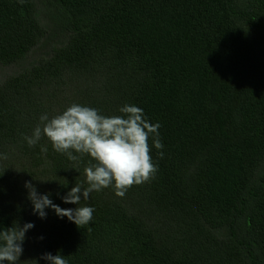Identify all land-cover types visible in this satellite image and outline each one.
Returning a JSON list of instances; mask_svg holds the SVG:
<instances>
[{
  "label": "trees",
  "instance_id": "16d2710c",
  "mask_svg": "<svg viewBox=\"0 0 264 264\" xmlns=\"http://www.w3.org/2000/svg\"><path fill=\"white\" fill-rule=\"evenodd\" d=\"M51 1L69 20L64 40L0 80V229L34 225L18 264H47L44 253L68 264H264V0ZM34 2L0 0V64L44 37ZM72 104L105 116L140 107L163 144L153 179L81 200L94 209L81 228L51 209L39 218L24 187L76 207L61 197L87 186L90 158L23 139Z\"/></svg>",
  "mask_w": 264,
  "mask_h": 264
},
{
  "label": "clouds",
  "instance_id": "9594fccd",
  "mask_svg": "<svg viewBox=\"0 0 264 264\" xmlns=\"http://www.w3.org/2000/svg\"><path fill=\"white\" fill-rule=\"evenodd\" d=\"M118 111L120 115L105 116L96 108L72 104L51 118L41 115L31 135L23 137L30 147L46 138L54 151L65 154L70 161L78 162L84 155L90 158L83 169L87 186L76 183L61 197L75 208H61L50 199V193L40 194L31 181H25L27 199L39 218H46L45 209H51L57 217H67L81 228L89 224L94 212L92 207L81 206V200L87 201L93 191L112 187L116 196L123 197L133 185L154 178L158 165L153 162L151 151L153 147L163 148L160 124L150 122L143 109L135 105L125 104ZM41 151L46 153L47 148L41 147ZM157 155L162 158L163 152L158 151ZM33 227L32 223L21 226L16 222L0 229V264H18L25 234ZM40 258L47 264H68L58 253H44Z\"/></svg>",
  "mask_w": 264,
  "mask_h": 264
},
{
  "label": "rangeland",
  "instance_id": "374dc122",
  "mask_svg": "<svg viewBox=\"0 0 264 264\" xmlns=\"http://www.w3.org/2000/svg\"><path fill=\"white\" fill-rule=\"evenodd\" d=\"M34 1L36 14L44 27V37L25 59L17 63L0 64V80L36 62L41 54L46 53L48 44L62 42L64 40V34L69 27V20L66 13L51 0Z\"/></svg>",
  "mask_w": 264,
  "mask_h": 264
}]
</instances>
